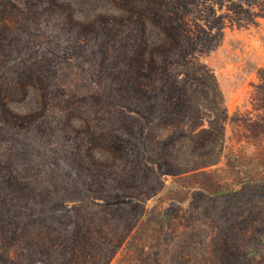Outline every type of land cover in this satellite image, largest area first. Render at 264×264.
Here are the masks:
<instances>
[{"label":"rangeland","instance_id":"obj_1","mask_svg":"<svg viewBox=\"0 0 264 264\" xmlns=\"http://www.w3.org/2000/svg\"><path fill=\"white\" fill-rule=\"evenodd\" d=\"M229 3L0 0V264H264V199L191 177H264V0Z\"/></svg>","mask_w":264,"mask_h":264},{"label":"trees","instance_id":"obj_2","mask_svg":"<svg viewBox=\"0 0 264 264\" xmlns=\"http://www.w3.org/2000/svg\"><path fill=\"white\" fill-rule=\"evenodd\" d=\"M229 1L230 3H234V0ZM245 2H248V0H245ZM252 68L255 69V72L256 74H258L259 77L264 79V68L255 66H252L251 69ZM262 85V83L258 84L257 89H260L259 87ZM256 100H264V89L260 92V95L256 93ZM251 116L252 115L248 113V115L245 116L241 115L240 118L245 122V124L250 123V125L252 124L253 126L257 127L258 130H264V122H249L251 120ZM259 118L262 119L264 117L260 116ZM258 125L261 127H258ZM258 162H260L261 166H263L262 168H264V160H259ZM249 163L253 162H248L247 164ZM228 164L237 173L246 171L245 169H238L239 165L243 164V162L240 163V161H238V158L232 160L231 162H228ZM191 177L197 180V184L200 190L208 198H210L213 201L214 205L217 207H220V205L223 204V202L227 199L228 195L232 193L237 194L240 190H245L246 194L242 195L241 200L237 203V205L239 204L237 206V212L240 211L239 214L242 212L240 218H243L246 214H248L247 211L250 214H253L259 207L258 203L263 204L264 177L260 178L258 175L252 173L250 169L248 174L243 175L240 180L235 181L234 178L230 181H226V183H221L217 181L213 176L212 172L202 169L191 173ZM234 182H238L239 186L237 185V187H234V185H236ZM240 185H242V189H240ZM220 210L221 209L219 208V213L217 214V216H221ZM262 232L263 233L257 234L254 239L256 242L264 244V230H262ZM252 252H255V250H252Z\"/></svg>","mask_w":264,"mask_h":264}]
</instances>
